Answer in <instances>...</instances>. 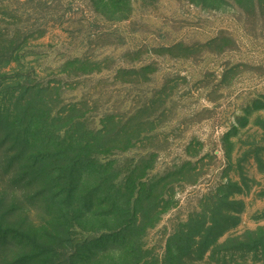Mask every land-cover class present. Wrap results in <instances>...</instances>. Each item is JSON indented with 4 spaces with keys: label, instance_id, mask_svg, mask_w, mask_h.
<instances>
[{
    "label": "rangeland",
    "instance_id": "374dc122",
    "mask_svg": "<svg viewBox=\"0 0 264 264\" xmlns=\"http://www.w3.org/2000/svg\"><path fill=\"white\" fill-rule=\"evenodd\" d=\"M105 2L0 0V31L23 43L17 72L109 119L121 172L140 163L151 188L133 251L119 260L107 243L103 263L264 264V0ZM2 173L0 217L38 245L36 190ZM71 232L73 245L89 236Z\"/></svg>",
    "mask_w": 264,
    "mask_h": 264
},
{
    "label": "trees",
    "instance_id": "16d2710c",
    "mask_svg": "<svg viewBox=\"0 0 264 264\" xmlns=\"http://www.w3.org/2000/svg\"><path fill=\"white\" fill-rule=\"evenodd\" d=\"M105 1L108 6L122 2ZM14 38L0 31V91H12L13 97L10 105L6 96L0 99V172L35 189L28 199L39 201L37 207L48 220L39 244L33 246L0 217V247L5 252L0 253V264H104L103 253L111 242L114 249L122 248L123 260L120 256L133 251L128 244L135 245V234L147 226L152 213V206L143 213L138 209L151 194V188L143 189V177L135 175L140 163L122 173L123 164L114 156L117 141L125 136H111L109 119H99L97 126L90 120L87 102L65 103L50 94L51 89L59 90V82L40 80L29 72L20 75L15 68L23 43ZM75 226L89 236L73 245L67 237ZM48 239L56 242L52 248H47Z\"/></svg>",
    "mask_w": 264,
    "mask_h": 264
}]
</instances>
